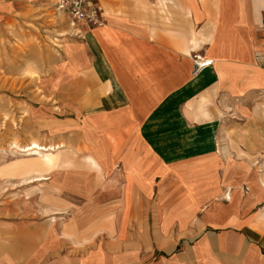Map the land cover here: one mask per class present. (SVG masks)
<instances>
[{
  "label": "crops",
  "instance_id": "1",
  "mask_svg": "<svg viewBox=\"0 0 264 264\" xmlns=\"http://www.w3.org/2000/svg\"><path fill=\"white\" fill-rule=\"evenodd\" d=\"M93 1L29 94L86 155L91 219L5 222L0 264H264V0ZM52 4L0 0V26Z\"/></svg>",
  "mask_w": 264,
  "mask_h": 264
},
{
  "label": "rangeland",
  "instance_id": "2",
  "mask_svg": "<svg viewBox=\"0 0 264 264\" xmlns=\"http://www.w3.org/2000/svg\"><path fill=\"white\" fill-rule=\"evenodd\" d=\"M43 11L42 18L31 16L19 24L0 26V253L7 236L5 222H75L92 216L76 212L80 202L75 189L68 186L70 182L76 185L79 168L90 169L86 164H78L86 161V155L76 138L70 134L63 142L62 136L51 133L39 121L30 122V112L38 110L40 103L29 94L38 92L39 72L44 71L34 68L35 62L51 60L47 54L52 48L55 58L63 39L71 37L74 28H83L50 5ZM52 104L58 106L56 102ZM33 144L52 150L36 155L23 150ZM50 175L59 179L58 184L48 180ZM40 177L44 180L34 181ZM66 178L69 193L60 190Z\"/></svg>",
  "mask_w": 264,
  "mask_h": 264
},
{
  "label": "built area",
  "instance_id": "3",
  "mask_svg": "<svg viewBox=\"0 0 264 264\" xmlns=\"http://www.w3.org/2000/svg\"><path fill=\"white\" fill-rule=\"evenodd\" d=\"M52 6L55 11L64 14L77 27L89 28L101 23L100 10L93 0H53ZM211 64V60L194 56L192 75L195 76Z\"/></svg>",
  "mask_w": 264,
  "mask_h": 264
},
{
  "label": "bare ground",
  "instance_id": "4",
  "mask_svg": "<svg viewBox=\"0 0 264 264\" xmlns=\"http://www.w3.org/2000/svg\"><path fill=\"white\" fill-rule=\"evenodd\" d=\"M23 150L27 151V152H32V155H36V154H41L40 153L41 151H47V150L51 151L52 149L50 147L49 149L45 150L44 148L42 149V148L38 147V145L33 144L31 148L28 147V148L23 149Z\"/></svg>",
  "mask_w": 264,
  "mask_h": 264
}]
</instances>
